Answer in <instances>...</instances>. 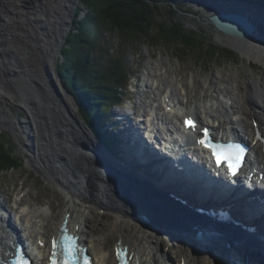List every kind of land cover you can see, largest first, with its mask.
I'll use <instances>...</instances> for the list:
<instances>
[{"label": "bare ground", "instance_id": "6f19581e", "mask_svg": "<svg viewBox=\"0 0 264 264\" xmlns=\"http://www.w3.org/2000/svg\"><path fill=\"white\" fill-rule=\"evenodd\" d=\"M19 1L20 3L23 2V0ZM73 1L76 0L67 1V3ZM207 6V8L210 7L209 9H211L209 13L211 15L215 14L214 10L216 9H225L222 7L225 4L213 3ZM230 7L228 6V8ZM32 8L26 13L28 16L27 19H23L24 22L28 20L29 16L37 17ZM65 9L68 15L73 10L68 6H65ZM48 11L50 10L48 9ZM37 12L39 13L38 18L43 20L45 14L44 8L42 7ZM73 14L74 12L70 16ZM249 19L253 20L252 22L255 25L254 34L247 39H239L227 35L230 44H232L230 46H236L234 49L242 57L264 67V15L259 17L250 16ZM2 23L4 24L5 21ZM3 24L0 25L2 26L0 28V41H5L2 38H8L6 41L9 43L11 49L9 51L10 54H6L5 50L0 49V80L3 78L2 74L4 73H7L13 79L17 77L13 74V70L8 69V63L10 62L12 67V61H14L22 69L20 73L27 80V84L24 87L22 86L23 90H21V94L25 99L21 98L19 100L20 97L10 90L11 81H8L9 85L4 84L3 78L0 84V97L6 95L14 104L18 102L32 116V120L28 121V127L31 126L29 132L33 133V135L28 134V139H31L30 142L32 143L31 145L29 144V147L26 145V148L28 149L27 153H31L32 155L28 154L29 160L36 166H39L37 169L35 168L36 166L32 165L35 169L39 171L40 168L45 167L42 159L39 158L42 154L57 152L62 157V159L58 158L56 154L49 155L44 159V161L54 159L51 161L55 163L53 164V170L56 169V165L60 176L65 181L64 183L58 177H55V175H50L48 171L44 174L48 181L49 179L52 180L49 183H54L61 190L60 192L64 195L61 198L65 197L56 218L52 219L53 217H50L52 216L51 209H41L37 207V204H27L23 206L20 214L14 219L22 223L23 237L28 242L31 255L36 260L35 264H44L43 260L47 256L45 249L35 247L36 240L40 236H43V232L46 231L47 226L52 231V234H57L65 220H67V226L75 234H79L81 241L90 248L94 264H115L113 252L111 257L105 255L107 240L109 238L103 234H100V236L92 235V232L86 233L84 230L90 221V213L92 215L93 210L99 211L102 209L113 213V222L110 228L113 242L112 247L116 242H122L123 245L128 247L129 252L132 253L133 260L138 259V261H146L153 264H169V262L174 264V260L177 258L178 264H181L182 261H185V264H235L236 261L228 257L227 253L219 249V247L201 246L194 240L182 237L178 238V236L174 237L170 234V230L179 223V220L184 218L183 213L181 214L174 207H170L159 195L151 192L149 188L129 179L131 177H128V174L124 171L113 167L109 161V156L106 155V151L99 145L97 139L89 133L81 121L77 124L66 113V122L58 124L59 121L56 120L58 111L55 109L54 101H51L50 90L47 88L48 84L43 80L42 67L46 58L43 59L40 66L31 65L29 62L30 57L27 54L32 45L26 46L28 53L27 51L24 52L25 48H21L20 43L13 42L17 40L12 41L9 39L10 35H6L7 29L5 30ZM12 24L15 25L14 23ZM64 24L67 26L68 22L65 20ZM64 30L65 27L63 31L62 29L59 31L63 33ZM10 32L12 35L15 33L11 30ZM59 39H62L61 35H59ZM46 50L48 51V49ZM15 53L20 54L22 57L21 62L20 60H14ZM6 55L8 62L5 58ZM24 61L25 64H22ZM233 84H235V93L233 92L229 96L222 97L220 100L208 101L203 98L204 100L196 103L195 107H197L195 109L189 108L188 89L186 88L180 90L178 97L171 98L170 103H161V105L164 103L165 106H170V112H166L163 108L160 110L162 111L161 114L158 111V107L152 105L145 110L147 117L144 119L145 124L142 126V129L145 131L144 134L152 138L154 134H158L161 131L163 134L162 140L166 142L165 144L168 147L167 152H171L173 147L169 142L174 140L172 136L175 134L174 136H177L178 141H183L184 139V136L181 134V119L187 114H194L202 123L213 126L217 132L224 136H241L251 143L254 137L251 118L257 119L260 126H264V79L249 75L244 81V85L246 86H240L237 82ZM171 94V89H167L166 94L162 96V100L171 96ZM68 98L71 100L69 95ZM65 101L70 106L69 108L75 112L74 104L68 99ZM224 106L228 107L226 111H223ZM131 112V110H128L129 114ZM42 124H57L54 128L60 131L62 143L49 142L47 138L50 132L47 129H41ZM52 135L55 137V140L60 141L58 132L52 131ZM73 137L76 138L74 139ZM48 147L49 149H46ZM252 153L253 161L251 168L257 170L258 175L264 174V164L260 155L261 145L259 143L253 145ZM84 164L86 165L84 166ZM59 172L57 173L58 175ZM100 177L103 179L95 184L96 178ZM159 181L166 184L164 180L161 181L159 179ZM71 187H75L78 190L77 193L80 194V197L74 196L76 190L70 192ZM179 189L183 190L191 201L194 199L197 202L200 200L205 201L201 192L205 190L184 189V186H180ZM137 214L149 215L151 220H153L151 226L142 227L135 222L133 216ZM236 214L243 215L241 213ZM9 217L10 214L5 203L0 199V247L9 241L7 228L5 225L3 226L5 221L8 222ZM52 227H54V230ZM247 238H250V236ZM164 247H168V249L165 251ZM246 253L247 251L241 249L233 252L236 259L240 256L244 257ZM40 256L42 257V261L39 260Z\"/></svg>", "mask_w": 264, "mask_h": 264}, {"label": "rangeland", "instance_id": "374dc122", "mask_svg": "<svg viewBox=\"0 0 264 264\" xmlns=\"http://www.w3.org/2000/svg\"><path fill=\"white\" fill-rule=\"evenodd\" d=\"M33 1L35 8L33 7L34 9L32 8V10L37 14V17L29 16L28 20L24 22L23 19H27L28 16L26 14L28 10H24L28 0H23L22 3L19 0H0V7L4 8V10L9 9L3 12L5 15L8 14L6 17L10 20L9 22H5L3 27H5V30L7 29L6 35H10V40H17L13 42H18L21 48H25L24 52L27 51L28 53L27 47L30 44L32 45L27 54L30 57L29 62L31 65L40 66L44 58H46V61L48 60L47 62L51 66L53 77L58 87H60L61 83L55 70L59 64L63 63L60 51L64 46L65 37L72 31L71 23L74 14L70 15L77 9L80 0L70 3H67V1L71 0ZM171 2H174L180 8L179 13L185 29L194 30L197 33L205 35L215 45L231 51L233 56H222L224 58L219 57L217 59H208L207 57L202 62L192 52L184 51V53H181L178 50H174V48L168 49L165 45L152 47L145 44L138 46V51L130 54L128 57V62L136 73L133 75L136 79L131 81V95L127 96L132 102V111H137L138 113L145 112L152 105H156L159 109L158 111L162 110L160 101L162 96L166 94L167 89H171L172 98L178 97L180 90L184 88L188 89L187 98L190 105L188 106L193 108L203 98L208 101L220 100L222 97L229 96L233 92L235 93V84L233 83L237 82L240 86H246L244 85V81L249 75L264 79V67L247 60L240 53L233 50L236 46H230L232 44H230L229 37L218 32L210 23L209 18L211 14L209 13L211 9H209L210 7L207 8V5L219 3V0H171ZM65 6L73 9L69 15L66 14ZM42 7L45 13L43 17L45 20L43 30H41V25L38 23L39 13L37 12ZM85 12V10L82 11L78 18H83ZM214 12L218 13L219 10L216 9ZM65 20L68 22L67 26L64 24ZM64 27L65 30L61 33L59 30L62 29L63 31ZM10 30L15 33L12 35ZM59 35L62 36L61 40L59 39ZM105 35L107 36L108 33ZM2 39L5 41H0V49L5 50L6 54H10L11 47H9V43L6 41L8 38ZM117 41L115 38L112 42L116 44ZM112 42L111 44H113ZM22 44L23 46H21ZM200 53L203 54V52H199L198 54ZM5 58L8 62L7 55ZM201 58L203 59L204 56ZM8 64V69L13 70L14 75L17 77L21 75L22 69L12 68L10 62ZM22 64H25V61ZM2 77L4 78H2L3 82H5L4 84L9 85L8 81H11L10 90H12V93L23 90L22 85L24 84L19 82L21 77L20 79H17V77L13 79L7 73L2 74ZM2 79L0 80V84ZM60 89L62 90L61 87ZM17 103L14 104L6 95L0 97V130L10 135L15 154L22 160V166L19 169L0 173V193L2 194V196L0 195V199L5 203L7 210L10 211L14 219L20 214L23 206L27 204H37V207L41 209H51L52 216L50 217L54 219L58 215L65 197L61 198L64 196L60 192L61 190L54 183H51L52 180L50 179L49 181L51 182L49 183L44 174L48 171L50 175H55V177H58L64 183L65 181L60 176L56 165V169L53 170V164L55 163L51 161L54 159H48V161H44V159L49 155L56 154L58 158L62 159V157L57 152L42 154L39 158L42 159L45 167L40 168L39 171L37 170L39 166H36L29 160L28 154L32 155L31 153H27L28 149L26 148V145L29 147L32 143L30 142L31 139H28V134L33 135V133L29 132L31 126L28 127V121L32 120V116H30L31 114L23 106ZM226 109L228 108L224 106L223 111H226ZM160 113L162 114V111ZM82 123L93 136V133L83 120ZM46 149H49V147ZM32 165L36 166L35 168L37 169ZM102 179V177L96 178L94 183L96 184ZM74 191V196L80 197V194L77 193L78 190L75 187H71L70 192ZM7 202L9 206H7ZM89 218L90 221L84 230L86 233L92 232V235L96 236H100V234L106 235L109 238L107 240L106 251L107 254L111 255L113 242L110 228L113 222V213L104 209L99 211L93 210V214L91 215L90 213ZM46 231L45 236L47 238L50 232L48 226ZM163 249L166 251L168 247H164Z\"/></svg>", "mask_w": 264, "mask_h": 264}, {"label": "trees", "instance_id": "16d2710c", "mask_svg": "<svg viewBox=\"0 0 264 264\" xmlns=\"http://www.w3.org/2000/svg\"><path fill=\"white\" fill-rule=\"evenodd\" d=\"M84 10L83 18H78ZM179 12L180 8L171 0L79 1L72 31L65 37L60 51L63 63L55 71L74 97L79 116L98 138L102 139V124L112 119V108L127 97L134 74L128 57L138 51V46L165 45L181 53L192 52L202 62L207 57L233 56L205 35L185 29ZM115 38L116 44L112 42ZM21 166L22 160L15 154L10 135L0 130V173Z\"/></svg>", "mask_w": 264, "mask_h": 264}, {"label": "water", "instance_id": "95a60500", "mask_svg": "<svg viewBox=\"0 0 264 264\" xmlns=\"http://www.w3.org/2000/svg\"><path fill=\"white\" fill-rule=\"evenodd\" d=\"M30 0H28L29 2ZM27 2V4L25 5V9L24 10H28L30 8L33 7L34 5V1L31 0L29 3ZM3 3V2H2ZM1 3V4H2ZM6 10H9L8 8L4 10V8L0 7V24H3L2 22H9L10 20L6 17L8 14H4L3 12H5ZM44 19L40 20L38 19V23L41 25L40 28L41 30L44 29ZM210 23L214 26V28L224 34V35H230V36H234L236 38L239 39H247L249 37H251L254 34L255 31V26L252 22L248 21L244 16H242L241 14H237V13H231V12H224V13H217L214 15H211L209 18ZM5 25V24H3ZM16 29V28H15ZM233 49V48H232ZM235 50V49H233ZM236 51V50H235ZM238 52V51H237ZM239 53V52H238ZM12 55V54H11ZM21 56L18 53H15V58L16 61L20 60L21 62ZM12 68L15 69H20L19 65L16 64L14 61H12ZM21 70V69H20ZM42 71H43V80L46 81V83L48 84L47 88L50 90V98L51 101H54L55 109L58 111V115L56 116V120L59 121V125L62 124L63 122H66V116L68 115L69 117L73 118L77 124H79V121H81L80 117L78 116L77 112H76V106L74 101H72V99L70 100L68 98L69 93L66 91L65 87L62 85L61 83V87L63 90L60 89V87H58L55 78L53 77V72L51 70V66L49 65L48 62H44L43 67H42ZM15 74H17L15 72ZM23 75V74H22ZM22 75L18 76L17 78L20 79V83L22 82L23 87L27 84V80L24 79L22 77ZM40 84V82H38ZM18 89V88H17ZM16 96H19L21 100L25 99L24 96H22L21 92H16ZM69 100L71 103L74 104V111L73 112L68 106V104L66 103L65 100ZM59 109V110H58ZM23 111H25V109H22ZM67 113V115H66ZM82 122V121H81ZM57 125V124H56ZM56 125L54 124H42L41 129H47L49 130L50 134L48 135L47 140L49 142H54L57 144V142H61V135H60V131H57L56 128H54ZM52 131L53 132H58L59 136H60V141L55 140V137L52 135ZM74 139L76 137H73Z\"/></svg>", "mask_w": 264, "mask_h": 264}, {"label": "snow or ice", "instance_id": "6c2138e0", "mask_svg": "<svg viewBox=\"0 0 264 264\" xmlns=\"http://www.w3.org/2000/svg\"><path fill=\"white\" fill-rule=\"evenodd\" d=\"M186 123H190V122H186ZM190 126L193 128L195 127V125H190ZM205 135L207 136V130H205ZM200 142L205 147L210 148L213 155L217 157L218 163L221 156L227 159L229 161V169L230 171H232V174L235 175V169L239 167V162L244 152L242 148H240L238 145H229L225 150V146L223 145L211 144L207 140H202ZM233 159H235L236 161L235 165L231 163ZM60 243L63 245V250L65 253L64 264H75V258H76L75 238L65 235L64 237H62ZM56 247H57V242L53 241L54 251H53V258L51 264H57L56 252H55ZM118 258H119V254H118ZM19 264H25L22 257L21 260L19 261ZM85 264H87V261H85Z\"/></svg>", "mask_w": 264, "mask_h": 264}]
</instances>
